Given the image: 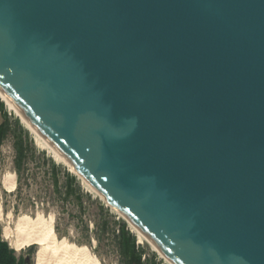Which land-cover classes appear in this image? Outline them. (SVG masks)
Wrapping results in <instances>:
<instances>
[{"label": "water", "instance_id": "95a60500", "mask_svg": "<svg viewBox=\"0 0 264 264\" xmlns=\"http://www.w3.org/2000/svg\"><path fill=\"white\" fill-rule=\"evenodd\" d=\"M0 90L173 264H264V0H0Z\"/></svg>", "mask_w": 264, "mask_h": 264}, {"label": "trees", "instance_id": "16d2710c", "mask_svg": "<svg viewBox=\"0 0 264 264\" xmlns=\"http://www.w3.org/2000/svg\"><path fill=\"white\" fill-rule=\"evenodd\" d=\"M0 162L1 147L6 141H10L13 152L12 164L16 175L17 193L22 186L28 187L30 181H35V173L32 168L40 171V179L37 181L44 195L49 200L61 206L75 208V213H67L68 217L76 220L81 225V234L89 243V233H92L97 246L106 242L113 248L117 256L118 264H161L156 262L154 253L146 254L143 246L137 244L136 235L131 232L123 220H115V217L107 208L97 204L98 217L93 222V230H88L84 222L85 203L93 202L91 196L84 193L78 178L69 173L61 164L56 163L52 158L39 152L32 141L29 131L19 122L18 118L9 113L3 102H0ZM32 165V167H30ZM55 233L57 228H54ZM34 247L31 246L27 256H16L14 250L1 239L0 235V264H32L30 261Z\"/></svg>", "mask_w": 264, "mask_h": 264}, {"label": "rangeland", "instance_id": "374dc122", "mask_svg": "<svg viewBox=\"0 0 264 264\" xmlns=\"http://www.w3.org/2000/svg\"><path fill=\"white\" fill-rule=\"evenodd\" d=\"M0 102L3 101H1L0 99ZM4 106L6 110L11 113V115H13V117L18 118L17 115L13 111L8 109L5 104ZM22 125L24 126V124ZM29 133L31 135L35 148L39 152L43 151L46 156L52 158L56 163L61 164L69 172V168L65 164L60 161H57L53 157V154L50 152V150H48L44 145L38 144L36 141V136L30 131ZM12 158L13 152L11 149V143L10 141H6L1 147L0 162V235L1 239L8 244L9 248L14 250L12 246L14 241L16 240V221L19 217L24 215L29 216L32 219H35L37 216H42L45 219L52 217L54 222V228H57L56 235L59 239L64 237L68 242L75 243L78 246L89 247L88 249L90 250V252L94 254L102 264H118L117 256L113 252V248L111 245L106 244V242H103L102 245L97 246L96 241L93 239L92 233H89V243L85 242L86 238L81 234V225L78 226V223L75 219L67 216V213H71L73 216L76 211L75 208H72L68 205L61 206L60 204H56L55 202L49 200L48 196L44 195V191L40 188L39 184H37V181H39L40 179V171L36 167L32 168L33 172L35 173L36 180L30 181L28 187L22 186L21 190L17 193L16 181L15 189L13 191H6L2 187L1 178L5 173L14 172ZM30 167H32V165ZM78 180L84 193L89 194L93 201L90 203H85V205L87 206L85 209L84 222L87 224L89 231L93 230V222L98 217V209L97 204L95 202H99L104 206V208H107L108 211L115 217V220H123V218L119 216L116 211H114L107 203L102 201L95 192H93L86 184L83 183L82 180ZM127 226L131 230V232L136 235V233L129 227L128 223ZM6 227L10 230V233H7V235H5L4 233V228ZM137 244L144 247L146 251L145 253L147 255L154 253L156 255L157 263L161 262V264H169L163 258H161L155 251H153L145 241L138 242L137 239ZM31 246L34 247V252L33 254H31L30 261L32 264H34V255L37 250V245ZM31 246L25 247L20 251L14 250V253L17 257H26L27 252Z\"/></svg>", "mask_w": 264, "mask_h": 264}, {"label": "bare ground", "instance_id": "6f19581e", "mask_svg": "<svg viewBox=\"0 0 264 264\" xmlns=\"http://www.w3.org/2000/svg\"><path fill=\"white\" fill-rule=\"evenodd\" d=\"M0 99L8 109L13 111L21 123L36 136V141L40 145H44L53 154V157L66 164L61 155L50 145V143L42 137L32 126L24 119L19 111L10 103L9 99L0 90ZM69 170L73 172L71 167ZM90 189V185L85 183ZM2 187L6 191H13L16 187L15 173H5L1 178ZM95 192L93 189H91ZM96 193V192H95ZM97 194V193H96ZM98 195V194H97ZM102 201L107 203L119 216L124 218L112 205L105 201L98 195ZM37 216V215H36ZM1 217V215H0ZM125 219V218H124ZM126 220V219H125ZM128 223V222H127ZM129 227L136 233L138 242L145 241L153 251H155L167 263L173 264L169 261L159 250H157L135 227L128 223ZM15 228V227H14ZM4 233H10L9 228H4ZM16 240L13 243V248L20 251L25 247L37 245V250L34 255V264H102L98 258L90 252L89 247L78 246L75 243L68 242L64 237L58 238L54 230L53 218L48 219L42 216H37L35 219L29 216H21L16 221ZM95 242V241H94Z\"/></svg>", "mask_w": 264, "mask_h": 264}]
</instances>
